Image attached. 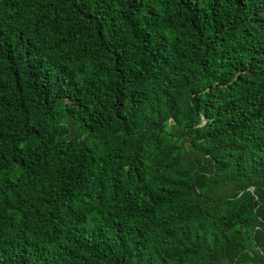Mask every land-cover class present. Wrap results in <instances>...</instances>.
<instances>
[{
    "label": "trees",
    "instance_id": "1",
    "mask_svg": "<svg viewBox=\"0 0 264 264\" xmlns=\"http://www.w3.org/2000/svg\"><path fill=\"white\" fill-rule=\"evenodd\" d=\"M0 264H264V0H0Z\"/></svg>",
    "mask_w": 264,
    "mask_h": 264
}]
</instances>
